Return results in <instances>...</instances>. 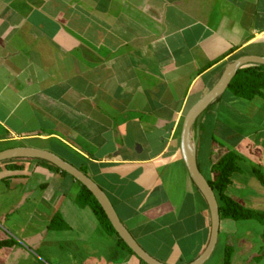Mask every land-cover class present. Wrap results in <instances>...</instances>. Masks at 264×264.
<instances>
[{"label": "crops", "instance_id": "crops-1", "mask_svg": "<svg viewBox=\"0 0 264 264\" xmlns=\"http://www.w3.org/2000/svg\"><path fill=\"white\" fill-rule=\"evenodd\" d=\"M245 56L264 57V0H0V151L54 153L106 194L150 256L189 264L210 215L180 153L183 121ZM262 93L226 90L192 128L206 180L236 155L226 195L248 210L264 203ZM81 186L44 160L0 162V264L41 263L33 251L47 264H144L78 202ZM263 233L256 220H220L205 264H223L228 245L230 264H264Z\"/></svg>", "mask_w": 264, "mask_h": 264}, {"label": "water", "instance_id": "water-1", "mask_svg": "<svg viewBox=\"0 0 264 264\" xmlns=\"http://www.w3.org/2000/svg\"><path fill=\"white\" fill-rule=\"evenodd\" d=\"M250 64L264 66V57L245 56L235 59L226 68L213 88H211L200 100H198L196 104L191 107L183 121L180 133V153L191 180L207 204L210 215V237L207 246L203 253L189 264H205L210 259L218 241L220 228L218 202L211 186L199 170L195 157L192 128L200 115L213 102L222 96L226 90H228L230 82L235 77L238 70ZM20 158L44 160L74 178L95 198L118 238L141 262L144 264H164L150 256L140 247L137 241L120 221L106 194L82 171L61 159L54 153L45 150L29 147H14L0 151V162Z\"/></svg>", "mask_w": 264, "mask_h": 264}, {"label": "trees", "instance_id": "trees-1", "mask_svg": "<svg viewBox=\"0 0 264 264\" xmlns=\"http://www.w3.org/2000/svg\"><path fill=\"white\" fill-rule=\"evenodd\" d=\"M228 90L245 100H252L255 96H262V91H264V66L252 65L239 69L235 77L231 80ZM243 145L245 148H249L248 143H244ZM249 152H251V150H249ZM236 159L237 157L233 152L227 153L212 166L213 180H207L218 202L220 220H256L264 227V213L245 209L235 200L226 195V189L231 183L232 175L239 171V168L236 165ZM254 173L256 179L264 186V175L257 170H255ZM78 202L81 204H87L92 208L96 218L106 233L116 235L98 202L83 186H81V191L78 195ZM6 245L7 242L0 241V249ZM118 245L132 253L119 238ZM232 253L233 248L229 245L226 246L223 264H230ZM115 254L116 252H114V255Z\"/></svg>", "mask_w": 264, "mask_h": 264}, {"label": "rangeland", "instance_id": "rangeland-1", "mask_svg": "<svg viewBox=\"0 0 264 264\" xmlns=\"http://www.w3.org/2000/svg\"><path fill=\"white\" fill-rule=\"evenodd\" d=\"M254 182L257 184L256 186L260 190H264V186L258 180H255ZM260 207L261 208H257L255 210H251V211H256V212H262V213H264V203H263V206H260ZM31 257L29 258L30 263H33V262H35L34 261L35 259H38L39 261H41V263H39V264H42V263L47 264V262L43 258H40L38 255H36V253L34 251H33V253H31ZM34 264H36V263H34Z\"/></svg>", "mask_w": 264, "mask_h": 264}]
</instances>
